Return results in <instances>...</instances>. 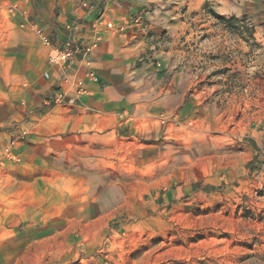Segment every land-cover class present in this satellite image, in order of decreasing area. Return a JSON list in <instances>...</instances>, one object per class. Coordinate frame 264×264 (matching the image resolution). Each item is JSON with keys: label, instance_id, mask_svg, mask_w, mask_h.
<instances>
[{"label": "rangeland", "instance_id": "1", "mask_svg": "<svg viewBox=\"0 0 264 264\" xmlns=\"http://www.w3.org/2000/svg\"><path fill=\"white\" fill-rule=\"evenodd\" d=\"M262 7L230 23L192 13L196 75L165 135L66 154L4 133L32 119L2 46L31 21L0 6V264H264Z\"/></svg>", "mask_w": 264, "mask_h": 264}, {"label": "crops", "instance_id": "2", "mask_svg": "<svg viewBox=\"0 0 264 264\" xmlns=\"http://www.w3.org/2000/svg\"><path fill=\"white\" fill-rule=\"evenodd\" d=\"M13 3L31 22L21 29L12 24L17 35L2 46L19 48L18 60L10 52L6 57L21 74L32 119L4 133L26 131L40 148L68 154L113 141L152 143L165 135L163 119L187 110L196 75L188 50L191 21L210 17V9L226 18L251 15L264 0H92L84 9L79 0H0L2 7ZM66 41L75 49L70 62L50 64L49 53ZM75 79L84 81L86 92L74 104L54 103L57 90L73 95ZM13 151L22 156L23 143Z\"/></svg>", "mask_w": 264, "mask_h": 264}, {"label": "built area", "instance_id": "3", "mask_svg": "<svg viewBox=\"0 0 264 264\" xmlns=\"http://www.w3.org/2000/svg\"><path fill=\"white\" fill-rule=\"evenodd\" d=\"M111 27V23H107ZM74 47L71 41H66L62 47L53 49L48 55V62L52 65L65 66L67 65L73 57ZM89 48H84L83 54L86 55L89 52ZM88 64V62H87ZM47 76V74H45ZM88 78L91 81H97V77L94 72L89 71L87 73ZM74 89L73 95L68 96L65 90H57L53 94V102L56 104H74L79 95H82L86 92L84 81L82 79H75L73 81ZM16 140H13L10 143V149L16 147Z\"/></svg>", "mask_w": 264, "mask_h": 264}, {"label": "trees", "instance_id": "4", "mask_svg": "<svg viewBox=\"0 0 264 264\" xmlns=\"http://www.w3.org/2000/svg\"><path fill=\"white\" fill-rule=\"evenodd\" d=\"M213 16H215L216 19L224 23H230L231 21H236L234 18H225L218 14H214Z\"/></svg>", "mask_w": 264, "mask_h": 264}]
</instances>
